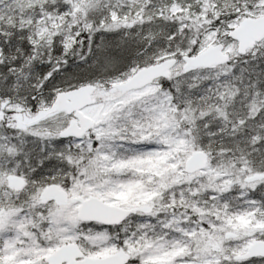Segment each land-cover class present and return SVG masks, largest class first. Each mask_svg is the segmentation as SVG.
Listing matches in <instances>:
<instances>
[{
    "label": "snow or ice",
    "instance_id": "6c2138e0",
    "mask_svg": "<svg viewBox=\"0 0 264 264\" xmlns=\"http://www.w3.org/2000/svg\"><path fill=\"white\" fill-rule=\"evenodd\" d=\"M0 264H264V0H0Z\"/></svg>",
    "mask_w": 264,
    "mask_h": 264
}]
</instances>
